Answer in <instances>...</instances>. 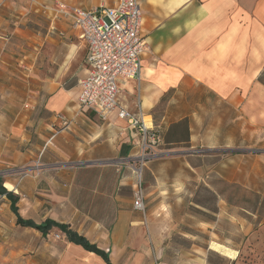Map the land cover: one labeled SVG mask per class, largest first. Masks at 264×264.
<instances>
[{"label":"crops","instance_id":"crops-1","mask_svg":"<svg viewBox=\"0 0 264 264\" xmlns=\"http://www.w3.org/2000/svg\"><path fill=\"white\" fill-rule=\"evenodd\" d=\"M117 1L0 0V167L25 166L47 148L58 155L59 164L68 167L76 161L71 169L57 170L67 189L56 202L70 208L74 218L83 212L96 226L112 224V245L84 235L109 258L110 249L137 250L155 239L150 232L145 237L133 209L137 186L125 164L115 162L138 154L140 135L117 111L107 122L95 123L90 115L96 113L79 106L77 83L86 75L87 47L72 22L52 10L58 4L112 8ZM138 1L147 51L139 80L120 85L119 103L130 111L140 106L160 131L159 151L175 152L180 170L195 175L194 182L224 186V178L209 177L220 164L214 157L241 150L264 153V0ZM27 130L36 134L39 145ZM120 190H133L132 201L121 199ZM202 212L217 218L198 221V228H204L199 231L192 227L204 236L178 234L205 243L207 250H228L227 222L220 219L226 210ZM68 245L83 257L79 264H104L80 246ZM137 258L128 264H141Z\"/></svg>","mask_w":264,"mask_h":264},{"label":"rangeland","instance_id":"rangeland-1","mask_svg":"<svg viewBox=\"0 0 264 264\" xmlns=\"http://www.w3.org/2000/svg\"><path fill=\"white\" fill-rule=\"evenodd\" d=\"M90 119L100 123L108 120L93 114ZM145 121L150 123L149 118ZM26 134L35 138L34 143L40 144L32 131L27 130ZM141 144L140 141L138 154L134 157L115 162L125 164L133 186L141 184L145 210L135 212L143 221L145 237L149 238L150 232L155 239L137 250L110 249L113 264L136 261L137 254L143 256L137 258L141 264H264V153L241 150L238 154L214 157L220 164L209 177L224 178V186L207 187L202 182H194L195 175L180 170L175 152L159 151L160 146H157L156 152L145 154L148 159H142ZM38 153L25 166L3 164L0 167L3 186L18 197L20 216L35 223L56 217L58 222L67 221L72 230L80 229V233L90 241L98 239L99 245L105 242L112 245L114 235L110 222L96 226L83 217V212L74 218L70 208L63 202H56L61 200L57 196L64 197L67 189L66 182L58 178L57 170L71 169L77 162L69 163L68 167L59 164L58 155L52 148H47L37 157ZM150 163L154 166L150 167ZM235 168L238 169L237 175L234 174ZM152 171L159 178L158 183L153 179ZM117 192L111 196H116ZM133 192L119 191L121 199L129 198L131 201ZM203 209L211 213L226 210V218L220 219L227 222L223 232L228 236V250H220L216 246L214 248L218 252L207 250L205 243L199 240L190 242L178 234L197 232L192 227L198 231L204 229L198 228V221H216V217L203 213ZM198 234L199 237L204 236ZM122 236H128V233ZM82 260L83 257L74 252L58 229L52 228L43 236L36 230L17 225L9 200L0 195V264H79L78 261Z\"/></svg>","mask_w":264,"mask_h":264},{"label":"built area","instance_id":"built-area-1","mask_svg":"<svg viewBox=\"0 0 264 264\" xmlns=\"http://www.w3.org/2000/svg\"><path fill=\"white\" fill-rule=\"evenodd\" d=\"M42 10H48L42 6ZM57 18L72 22L87 47L86 75L78 85L77 102L106 120L117 111L128 128L140 135L141 158L156 152L161 134L151 122L147 124L140 106L134 111L120 105V85L127 80H139L141 62L147 45L141 37L142 13L138 0H118L112 8L84 10L58 4L52 10ZM64 125L67 123L64 121ZM133 209L144 211V195L139 183L134 193Z\"/></svg>","mask_w":264,"mask_h":264},{"label":"trees","instance_id":"trees-1","mask_svg":"<svg viewBox=\"0 0 264 264\" xmlns=\"http://www.w3.org/2000/svg\"><path fill=\"white\" fill-rule=\"evenodd\" d=\"M0 195H4L9 200L10 209L15 215L17 225L36 230L43 236L47 235L52 228H57L65 235L66 240L68 242L80 246L86 252L97 255L103 260L104 264H113L109 258L108 252L103 249H100L95 243L90 242L84 235L78 234L76 231L72 230L68 224L59 223L50 218H47L40 223H35L31 219L22 218L17 208L18 197L14 195L11 191H7L3 187V182L1 178Z\"/></svg>","mask_w":264,"mask_h":264},{"label":"bare ground","instance_id":"bare-ground-1","mask_svg":"<svg viewBox=\"0 0 264 264\" xmlns=\"http://www.w3.org/2000/svg\"><path fill=\"white\" fill-rule=\"evenodd\" d=\"M145 118H148V117H145Z\"/></svg>","mask_w":264,"mask_h":264}]
</instances>
